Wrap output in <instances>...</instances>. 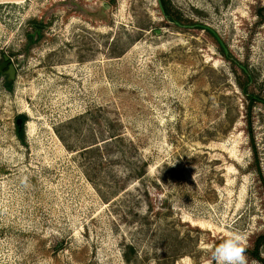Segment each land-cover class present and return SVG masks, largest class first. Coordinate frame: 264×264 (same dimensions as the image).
<instances>
[{"label": "rangeland", "instance_id": "1", "mask_svg": "<svg viewBox=\"0 0 264 264\" xmlns=\"http://www.w3.org/2000/svg\"><path fill=\"white\" fill-rule=\"evenodd\" d=\"M166 2L0 0V264H264V0Z\"/></svg>", "mask_w": 264, "mask_h": 264}, {"label": "clouds", "instance_id": "2", "mask_svg": "<svg viewBox=\"0 0 264 264\" xmlns=\"http://www.w3.org/2000/svg\"><path fill=\"white\" fill-rule=\"evenodd\" d=\"M243 236L229 231L222 242L210 249L212 264H248Z\"/></svg>", "mask_w": 264, "mask_h": 264}, {"label": "trees", "instance_id": "3", "mask_svg": "<svg viewBox=\"0 0 264 264\" xmlns=\"http://www.w3.org/2000/svg\"><path fill=\"white\" fill-rule=\"evenodd\" d=\"M163 6H164V9H165V15L166 17L170 20V21H176L177 19H175V17L173 16V14L171 13L170 9L168 8V4L166 2V0H163ZM223 51V50H222ZM224 53V51H223ZM225 54V53H224ZM246 69V68H245ZM244 73H246L248 75V70L246 69L243 70ZM249 78V82H251V78L248 76ZM259 99L257 97H250V101L251 103H254L255 101H258ZM23 119V123L26 122V117L22 118ZM249 124H250V127H251V124L252 122L249 121ZM21 138H24V132L22 131L21 132V135H20ZM116 136L115 135H112L110 134V138L113 139L115 138ZM250 140H251V145H252V151H253V154H254V158H255V166H256V171H257V174L260 178V181L263 185V188H264V171H263V167H262V163H261V159H260V150L257 146V143H256V138H255V135L252 131V127L250 129ZM97 144V143H96ZM95 144V145H96ZM100 145L96 146L95 148L99 147ZM95 148H91L89 150H94ZM96 150V149H95ZM88 151V150H86ZM97 151V150H96ZM264 245V235L260 236L257 241H256V244H255V251H254V256L255 258H257L259 261L263 262L264 263V259L261 258V255H260V247Z\"/></svg>", "mask_w": 264, "mask_h": 264}, {"label": "water", "instance_id": "4", "mask_svg": "<svg viewBox=\"0 0 264 264\" xmlns=\"http://www.w3.org/2000/svg\"><path fill=\"white\" fill-rule=\"evenodd\" d=\"M158 5H159V8H160L161 12L166 17L165 9H164V6H163V0H158ZM196 27L211 33L215 37L217 42L219 43V45L222 48V50L224 51V53L226 55L229 54V51H228L225 43L223 42L221 37L213 29H211L209 27H206V26H196ZM241 68L246 71V69L244 67H241ZM5 71H8L12 76H15V74H16V69H15L14 65L11 63V61L7 57L4 58V63L0 66V72H5Z\"/></svg>", "mask_w": 264, "mask_h": 264}]
</instances>
